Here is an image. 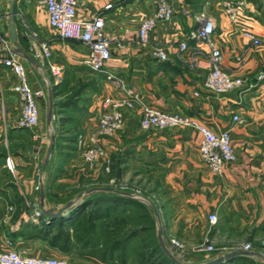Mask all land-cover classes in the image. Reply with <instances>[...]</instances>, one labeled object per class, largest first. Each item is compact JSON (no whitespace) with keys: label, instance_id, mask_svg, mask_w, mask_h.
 I'll list each match as a JSON object with an SVG mask.
<instances>
[{"label":"crops","instance_id":"1","mask_svg":"<svg viewBox=\"0 0 264 264\" xmlns=\"http://www.w3.org/2000/svg\"><path fill=\"white\" fill-rule=\"evenodd\" d=\"M221 1L172 0L174 16L169 21L157 23L149 32L147 42L141 43L138 27L155 11V0H77V18L86 19L98 14L104 18V30L111 38V57L102 71H92L80 62L86 55V47L79 41L59 37L48 26L47 14L38 5V0H15L14 5L19 44L22 46L20 40L26 34L19 28L18 11L25 16L27 24L31 23L38 31L34 35L49 46L50 62L63 67L60 79L67 72L77 76L93 73L99 76L98 89L86 83L79 92L81 99H76L88 102L79 106L83 113L77 116L85 133L96 127L103 97L125 93L113 86L107 79L108 74L121 78L126 87L136 90L144 104L195 117L216 132L229 130L235 160L219 175L213 174L199 155L200 133L197 129L185 126L142 129L139 105L124 111L123 127L116 135L101 139L105 156L115 146L130 142L135 144L134 157L163 169L168 198L167 215L162 220L163 237L167 243L169 237L181 240L190 255L187 262L192 264L240 249L233 247L234 237L237 238L239 233L254 237L264 230V77L260 76L264 72V0H243L234 21L223 12ZM108 4L110 6L106 7ZM0 7L7 9V0H0ZM205 19L215 23L211 39L221 51L222 66L232 76L243 80L240 88L221 95H214L204 88L208 66L205 58L194 52L195 43L188 38L189 32ZM1 27L8 36V21L4 15ZM244 31L252 32L261 42L252 44L243 36ZM25 38L34 45L33 38ZM182 40H187L188 48L179 51L178 43ZM155 45L164 48L167 60L153 57L151 50ZM192 59L198 64H193ZM23 66L31 88L34 83L44 93L37 99L39 115L41 110L46 113V82L29 63H23ZM41 67L52 88V84L60 79H54L46 62ZM3 70L12 75L5 67ZM52 96L54 100L53 92ZM53 102V108L59 104ZM67 104L70 102L63 106ZM235 113L241 118L240 123L232 120ZM33 139L36 161L29 160L27 155L13 154L14 180L0 181V247L7 237H11L18 249L33 256L66 257L73 264H140L134 249H129L124 256L121 250L108 252L111 255L105 257L87 256L66 251L61 243L44 235L45 230L40 225L56 218L43 216L40 206L55 212L72 199L66 197L67 193L62 192L61 187L68 183L63 179L64 175L75 178L80 155L78 152L58 154L69 159L62 171L57 169V161H51L53 152H57L55 146L52 148L42 174L41 199L40 170L48 136L40 132L33 134ZM210 213L218 216L217 224L211 227ZM205 238L219 245L215 252L198 249ZM260 242L264 248V242ZM174 253L179 257L177 252ZM250 261L258 264L255 256L233 257L222 264Z\"/></svg>","mask_w":264,"mask_h":264},{"label":"built area","instance_id":"2","mask_svg":"<svg viewBox=\"0 0 264 264\" xmlns=\"http://www.w3.org/2000/svg\"><path fill=\"white\" fill-rule=\"evenodd\" d=\"M77 0H38V5L47 14L48 26L63 39L81 42L86 47V55L80 61L92 71H102L111 57V38L104 30V18L101 14L91 18L81 19L76 17L75 7ZM156 7L152 15L145 17L138 27V39L141 43L147 42L149 32L159 22L169 21L175 14L172 0H155ZM243 0H222L221 7L225 15L234 21L237 17ZM110 5H106L109 7ZM3 10L0 7V63L8 69L13 77V90L21 100V114L19 124L32 129L39 121V107L37 99L41 97V90H34L29 84L26 70L20 58L11 52V44L8 36L1 27ZM215 31V23L211 19H205L202 23L189 32L188 38L194 41V52L203 56L208 66V71L203 83L204 88L214 95H221L233 89L240 88L243 80L232 76L221 63V51L212 41L211 35ZM243 36L252 44L261 41L252 32L244 31ZM188 48L187 40L178 43V50L184 51ZM153 57L160 61L167 60V53L160 45L153 46L151 50ZM51 51L46 44H42L39 50L40 60L46 62L50 73L55 80L60 79L62 66L50 62ZM193 64L198 62L192 59ZM264 77V72L260 73ZM107 79L116 89L124 91V95L103 97L101 110L96 127L89 133L78 135L75 144L83 148V159L87 166L93 168L97 161L105 155L102 138L113 137L121 130L124 122V111L139 105L141 112L139 126L142 129L171 128L177 126L192 127L200 133L198 152L209 170L219 175L224 167L235 160V154L231 145L229 130L219 132L212 130L209 126L202 124L197 118L176 111L158 109L152 105L142 103L136 90L126 87L121 78L107 75ZM232 120L240 123L238 114H233ZM4 166L9 171L15 170V162L12 156L4 158ZM105 170H108L106 165ZM210 224L217 221L215 213L208 215ZM171 243L177 245L172 239ZM211 250L212 248L205 247ZM240 249H252L246 243ZM179 255H182V253ZM0 264H71L66 257L56 256H33L18 249L13 238L7 237L0 247Z\"/></svg>","mask_w":264,"mask_h":264},{"label":"rangeland","instance_id":"3","mask_svg":"<svg viewBox=\"0 0 264 264\" xmlns=\"http://www.w3.org/2000/svg\"><path fill=\"white\" fill-rule=\"evenodd\" d=\"M3 12H6V7ZM18 13V24L20 30L26 34L25 37H28V39L33 38L35 41L34 45H31L29 42L30 40L28 41L25 37H23L20 40L22 48L27 53L33 55L37 60L41 61V65L45 64V60L42 61L39 58V50L41 45L46 43L40 40L39 36L34 35L35 33H38V31L34 29V26L31 23L27 24L24 15L22 16L19 11ZM20 61L22 63H27L22 58H20ZM98 80L99 76L95 73H93V75L84 74L82 76H77L67 72L63 74V77L58 82L52 84V92L55 95L53 101H56L59 104L53 108L54 141L52 148L55 146L57 152H53L51 161H57V166H59L57 169H61L63 171L64 166L69 159L65 156L60 157L58 154L63 153L62 155H64V153L69 152V155H74L78 152L80 155L76 166L77 174L75 175V178L73 179V176L70 178L71 176L69 175H64L63 177V179H65L68 183L61 187V189H63L62 192H66V197L69 199L75 197L77 194L88 188L98 186L115 187L130 193H136L150 201L155 206L162 221L167 215L166 204L168 201L165 190V178L162 173L163 169L158 166L151 165L141 158L134 157L132 155V151L135 144L124 142L120 147L115 146V148H113L107 156L104 155V157L97 161V164L93 168H90L85 163L83 159V148H79L75 144L78 135L85 133L79 125L80 122H78L80 121L78 118L79 115L81 116L83 113L79 110V106L88 103L85 101L78 102L76 99H81L78 97L79 92L83 89L82 87H84L86 83L88 85H93L97 90ZM13 83L14 77L5 72L3 70V65L0 63V181L14 180L15 170L12 172L5 166H2V163H4V156H12L16 153L23 154V156L27 155L29 160L35 162L37 159L35 149L36 142L33 139V134L40 132L44 135L48 134L46 126V113L44 110H41L38 124L32 129L19 124L21 100L13 90ZM31 85L34 90H39L38 86L34 85V83ZM41 93V96H43L44 93L42 90ZM69 102V105L67 104L63 106V103ZM81 160L83 162H81ZM106 165L108 166V170H105ZM138 202L145 207V210L136 209L134 215H132V218L130 219V222L133 221V223L141 225L144 231H141L138 234L140 240H134L133 245L139 246L144 243L149 247V245H153V241L156 239L155 222L150 207L144 202ZM145 211H147V215L149 213L150 218H148V216L147 218L142 216V213ZM216 217L218 219L217 215ZM215 224H217V221L214 225ZM210 225L213 224L209 223V227H211ZM259 233L260 234H257L258 236L254 237H250L244 233H242V235H240V233L237 234L238 237H234L235 241L233 247L239 248L248 243L252 248L254 247L258 249L259 252L264 254V248L263 245H261L262 242H260H264V230ZM172 239L177 242V245L171 243ZM168 240V243L166 240L165 242L169 249L173 253L177 252V254H179L183 249L182 255H179L180 258H178L183 261H187V258L190 255L187 253V249L184 247L183 242L174 237H169ZM157 244L159 245L158 241ZM209 246L212 248L211 250L205 249V247ZM218 247L219 245H215L213 242H210L209 238H205L198 245L199 250H204L210 253L215 252ZM256 259L258 264H264V260L262 258L256 257ZM69 261L73 264L71 260ZM246 264L256 263L250 261L246 262Z\"/></svg>","mask_w":264,"mask_h":264},{"label":"trees","instance_id":"4","mask_svg":"<svg viewBox=\"0 0 264 264\" xmlns=\"http://www.w3.org/2000/svg\"><path fill=\"white\" fill-rule=\"evenodd\" d=\"M136 209L144 211L145 207L133 199L95 192L71 210L68 217L43 222L40 226L45 230L44 235H48L53 242L61 243L66 251L105 257L115 250H121L124 256L129 249H134L140 264H173L156 239L149 247L144 243L133 245L134 240H140L138 234L144 231L141 225L130 222ZM146 212L142 216L150 218Z\"/></svg>","mask_w":264,"mask_h":264},{"label":"water","instance_id":"5","mask_svg":"<svg viewBox=\"0 0 264 264\" xmlns=\"http://www.w3.org/2000/svg\"><path fill=\"white\" fill-rule=\"evenodd\" d=\"M15 0H7V9L6 12L4 13V16L6 17L8 21V38L11 44V52L17 55L18 57L24 59L27 63H29L45 80L46 82V87H47V92H48V97H47V107H46V126H47V131H48V142H47V148L45 151L44 158L42 160V166L40 170V195L41 199L43 198V189H42V174L44 171V167L46 163L49 160L51 150L53 147V141H54V133H53V96H52V91H51V86L49 82L47 81V78L42 70L41 63L39 60H37L33 55L27 53L22 46L19 44V40L17 37V30H16V17H15ZM95 192H107V193H113L118 196L126 197L129 199H133L136 201H141L147 204L152 212V216L154 218L155 222V227H156V235H157V241L160 245L161 250L164 252V254L167 256V258L173 263V264H192L187 261H183L179 259L177 256L174 255V253L169 249L167 246L165 239L163 237V225L161 221V217L158 214L157 209L155 206L145 199L144 197L136 194V193H130L127 191H124L122 189H118L115 187H108V186H98V187H91L88 188L79 194H77L74 198L71 200L67 201L63 205H61L57 211L55 212H50L47 211L46 209H43V206H40V211L43 214V216L49 218V219H54V218H60L62 216L67 215L71 210L76 208L78 205H80L90 194H93ZM260 257L264 260V254L259 252L258 250L254 249H249V250H244V249H237L234 251H231L226 254H222L216 258L209 259L207 261H204L202 263H197V264H222L224 261H229L233 257Z\"/></svg>","mask_w":264,"mask_h":264}]
</instances>
